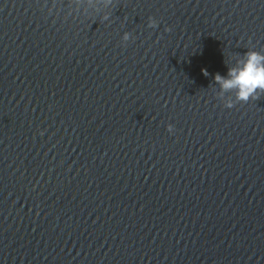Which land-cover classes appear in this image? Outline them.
<instances>
[{
  "label": "water",
  "instance_id": "1",
  "mask_svg": "<svg viewBox=\"0 0 264 264\" xmlns=\"http://www.w3.org/2000/svg\"><path fill=\"white\" fill-rule=\"evenodd\" d=\"M87 2L0 0V264H264V0Z\"/></svg>",
  "mask_w": 264,
  "mask_h": 264
},
{
  "label": "clouds",
  "instance_id": "2",
  "mask_svg": "<svg viewBox=\"0 0 264 264\" xmlns=\"http://www.w3.org/2000/svg\"><path fill=\"white\" fill-rule=\"evenodd\" d=\"M87 3L97 5L99 0H88ZM157 25L158 21L155 18H149L150 27L154 28ZM129 37L130 33L125 32L123 40L127 41ZM203 71L205 75L208 74L207 69ZM215 79L221 84L223 91L235 92V100L228 98L226 107L232 108L236 101L247 102L250 97L257 95L258 89L264 91V52L249 49L241 58L236 60L235 64L229 69L227 77L217 74ZM168 131L170 133L174 132V125L169 124Z\"/></svg>",
  "mask_w": 264,
  "mask_h": 264
}]
</instances>
